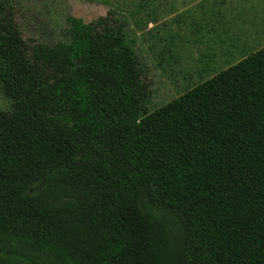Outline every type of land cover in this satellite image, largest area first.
I'll list each match as a JSON object with an SVG mask.
<instances>
[{"label":"trees","instance_id":"trees-1","mask_svg":"<svg viewBox=\"0 0 264 264\" xmlns=\"http://www.w3.org/2000/svg\"><path fill=\"white\" fill-rule=\"evenodd\" d=\"M126 25L0 0V264H264V47L149 112Z\"/></svg>","mask_w":264,"mask_h":264},{"label":"rangeland","instance_id":"rangeland-1","mask_svg":"<svg viewBox=\"0 0 264 264\" xmlns=\"http://www.w3.org/2000/svg\"><path fill=\"white\" fill-rule=\"evenodd\" d=\"M9 1L14 6L22 36L28 42L60 40L68 16L81 18L86 23L107 16L126 22L131 38L136 40L144 81L149 87V112L240 61L239 57L210 71L205 70L204 61L195 59L188 44L191 38L188 36L187 13L183 11L188 0ZM262 47L255 46L248 54ZM10 106V102L0 94V110H8Z\"/></svg>","mask_w":264,"mask_h":264},{"label":"crops","instance_id":"crops-1","mask_svg":"<svg viewBox=\"0 0 264 264\" xmlns=\"http://www.w3.org/2000/svg\"><path fill=\"white\" fill-rule=\"evenodd\" d=\"M183 11L190 51L204 61L205 70L242 60L255 46L264 47V0H188Z\"/></svg>","mask_w":264,"mask_h":264}]
</instances>
